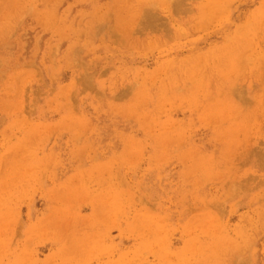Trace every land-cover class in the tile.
<instances>
[{"label": "rangeland", "instance_id": "obj_1", "mask_svg": "<svg viewBox=\"0 0 264 264\" xmlns=\"http://www.w3.org/2000/svg\"><path fill=\"white\" fill-rule=\"evenodd\" d=\"M0 264H264V0H0Z\"/></svg>", "mask_w": 264, "mask_h": 264}]
</instances>
